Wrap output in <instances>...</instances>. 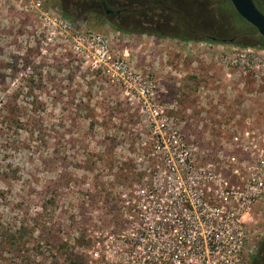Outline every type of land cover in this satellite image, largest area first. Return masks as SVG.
<instances>
[{
    "label": "rangeland",
    "instance_id": "374dc122",
    "mask_svg": "<svg viewBox=\"0 0 264 264\" xmlns=\"http://www.w3.org/2000/svg\"><path fill=\"white\" fill-rule=\"evenodd\" d=\"M90 1L42 0L67 22L60 43L27 0H0V264H107L109 236L132 206H211L204 195L226 177L242 191L264 185L256 35L233 26L218 0H154L170 13L150 0H103L134 9L120 20ZM85 32L124 56L125 82L75 52L72 38ZM258 194L247 203L258 233L241 264H264Z\"/></svg>",
    "mask_w": 264,
    "mask_h": 264
},
{
    "label": "built area",
    "instance_id": "2783aa9c",
    "mask_svg": "<svg viewBox=\"0 0 264 264\" xmlns=\"http://www.w3.org/2000/svg\"><path fill=\"white\" fill-rule=\"evenodd\" d=\"M27 1L42 20L58 26L59 41L66 42L67 22L44 11L42 0ZM72 41L75 52L85 51L90 67L105 77L125 82L131 74L124 56L117 55L101 35L85 32ZM221 183L217 189L211 187L218 195H204L211 206H132L126 227L109 236L107 264H241L246 244L258 233V214L247 203L257 199L264 185L260 189L246 184L242 191L235 177L222 178ZM221 196L228 204L221 202Z\"/></svg>",
    "mask_w": 264,
    "mask_h": 264
},
{
    "label": "trees",
    "instance_id": "16d2710c",
    "mask_svg": "<svg viewBox=\"0 0 264 264\" xmlns=\"http://www.w3.org/2000/svg\"><path fill=\"white\" fill-rule=\"evenodd\" d=\"M161 1V2H160ZM159 2L156 1L157 3H161L164 1V0H160ZM259 0H253L255 6L257 7V5L259 7L262 8V10L264 11V6L262 4H259L258 3ZM154 2V0H150V4L151 6L153 7H159L161 10H163L165 13L169 12L170 11H173V9L165 4V5H156ZM257 4V5H256ZM218 7L223 11V13L228 17L230 18V21L232 22L233 26H236L238 27V29L240 31H242L243 33L247 32V33H250V34H253V35H256V41L257 43L254 44L253 46H257V47H260V48H263L264 47V38H262L255 30V28L253 26H251L249 23H247L246 21H244L236 12L235 10L233 9L231 3L229 2V0H218ZM258 8V7H257ZM259 10V9H258ZM224 15V16H225ZM64 17H69L67 16L66 14H63ZM207 40L209 41H215L211 38H208ZM93 119V118H92ZM92 119L89 121L91 124H92ZM122 169H120L119 172H121ZM57 174V172H55ZM121 174V173H120ZM124 176V175H123ZM56 194L53 196V202L55 201V197Z\"/></svg>",
    "mask_w": 264,
    "mask_h": 264
},
{
    "label": "water",
    "instance_id": "95a60500",
    "mask_svg": "<svg viewBox=\"0 0 264 264\" xmlns=\"http://www.w3.org/2000/svg\"><path fill=\"white\" fill-rule=\"evenodd\" d=\"M235 12L264 38V14L258 10L253 0H229Z\"/></svg>",
    "mask_w": 264,
    "mask_h": 264
},
{
    "label": "flooded vegetation",
    "instance_id": "af4514ba",
    "mask_svg": "<svg viewBox=\"0 0 264 264\" xmlns=\"http://www.w3.org/2000/svg\"><path fill=\"white\" fill-rule=\"evenodd\" d=\"M82 1H86V0H82ZM90 3L99 6V8L101 9V12L103 14H105V16H108L109 18H112V19H115V20H120V18L122 17V11L128 12V13H133V10H134V9L130 8V6H128L129 8L123 6V7H119V8L109 9L104 4V1L103 0H100V1L99 0L98 1L97 0H91ZM61 9H62L63 14H66V11H65L66 10V7L63 6V7H61ZM162 24L163 23H160L159 24L158 22H156L155 23V26L157 28H159ZM111 26L112 27H116L118 25L111 24Z\"/></svg>",
    "mask_w": 264,
    "mask_h": 264
}]
</instances>
